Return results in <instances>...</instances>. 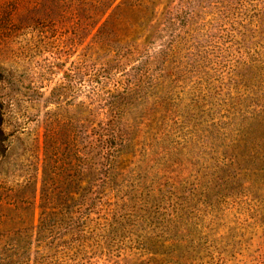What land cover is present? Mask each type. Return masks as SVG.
I'll return each instance as SVG.
<instances>
[{
  "label": "trees",
  "instance_id": "16d2710c",
  "mask_svg": "<svg viewBox=\"0 0 264 264\" xmlns=\"http://www.w3.org/2000/svg\"><path fill=\"white\" fill-rule=\"evenodd\" d=\"M0 51V264H264V0H4Z\"/></svg>",
  "mask_w": 264,
  "mask_h": 264
},
{
  "label": "rangeland",
  "instance_id": "374dc122",
  "mask_svg": "<svg viewBox=\"0 0 264 264\" xmlns=\"http://www.w3.org/2000/svg\"><path fill=\"white\" fill-rule=\"evenodd\" d=\"M4 0H0V3ZM163 1V0H158ZM162 6H160L161 8ZM68 49V48H67ZM67 49H63L64 51L60 57H62V60H60V69H56L55 73L50 76V82L46 81V86L42 88L41 90L44 91L46 94H48V90L50 89L51 85L58 82L62 73L64 66H68V64L65 65L66 61L69 57V51ZM7 55L6 51H0V58L5 57ZM11 61V60H10ZM26 69L25 74L22 76L23 84H18L15 86L14 90L10 86H7L3 90V94L5 95L6 101L9 100L10 106L7 108V114H6V120H5V128L7 131H11L12 129H18L20 132H18L17 137L11 138L13 141V145L16 147H21L23 144L29 143L32 141V138H34L37 135V143L40 147L41 142V128H40V121L42 118V115L44 113L45 107L44 103L41 100L38 105H36L35 109L29 108L28 101L26 100V91L24 89V86L30 83L32 81L31 77L32 73L29 68L23 67L20 70ZM24 85V86H23ZM17 98V99H16ZM172 111H177V109L174 106L169 107ZM33 114H37L36 117H34L35 120L31 121L29 120V117ZM174 115L172 113H167L165 117V123H166V129L171 130L174 126ZM172 126V127H171ZM33 131L32 135H28L29 132ZM161 131V129H160ZM174 144L171 141V138L165 145H160L159 147L166 146L169 150L170 147H172ZM40 150V149H39ZM177 165L175 163H172L170 165L168 171H171L174 169ZM165 175H169L172 177H183L187 174L186 171L183 169L179 170V167L177 169H174V172H168L164 173ZM39 185V183H38ZM39 208H38V201L37 199L34 200V202L30 205L23 202H12L11 200L2 199L0 200V229L3 227L2 221H5L7 225H14L19 223H27V222H35L38 216Z\"/></svg>",
  "mask_w": 264,
  "mask_h": 264
}]
</instances>
